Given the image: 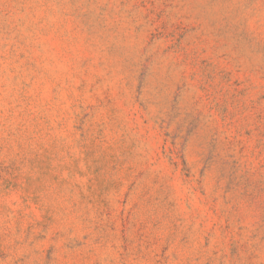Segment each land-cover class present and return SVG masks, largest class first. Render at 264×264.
<instances>
[{"label":"rangeland","instance_id":"obj_1","mask_svg":"<svg viewBox=\"0 0 264 264\" xmlns=\"http://www.w3.org/2000/svg\"><path fill=\"white\" fill-rule=\"evenodd\" d=\"M0 264H264V0H0Z\"/></svg>","mask_w":264,"mask_h":264}]
</instances>
